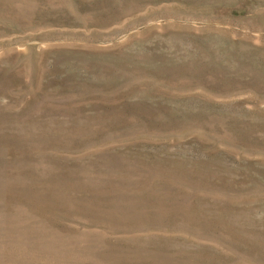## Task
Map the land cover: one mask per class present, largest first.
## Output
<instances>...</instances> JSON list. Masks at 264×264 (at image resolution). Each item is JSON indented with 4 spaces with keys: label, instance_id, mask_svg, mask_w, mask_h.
Returning <instances> with one entry per match:
<instances>
[{
    "label": "rangeland",
    "instance_id": "1",
    "mask_svg": "<svg viewBox=\"0 0 264 264\" xmlns=\"http://www.w3.org/2000/svg\"><path fill=\"white\" fill-rule=\"evenodd\" d=\"M0 264H264V0H0Z\"/></svg>",
    "mask_w": 264,
    "mask_h": 264
}]
</instances>
